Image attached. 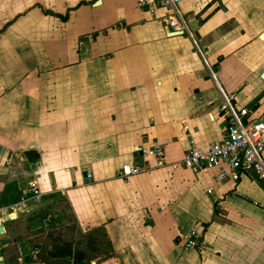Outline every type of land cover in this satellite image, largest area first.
Segmentation results:
<instances>
[{
  "label": "crops",
  "instance_id": "0c3cea01",
  "mask_svg": "<svg viewBox=\"0 0 264 264\" xmlns=\"http://www.w3.org/2000/svg\"><path fill=\"white\" fill-rule=\"evenodd\" d=\"M230 95L264 114V0H184L172 18L138 0H0V194L7 177L41 192L0 225L52 202L62 225L105 232L92 264H264V180L182 164L189 139H224ZM155 144L160 162L142 157ZM136 161L149 169L118 177ZM192 230L202 252L182 247Z\"/></svg>",
  "mask_w": 264,
  "mask_h": 264
},
{
  "label": "built area",
  "instance_id": "2783aa9c",
  "mask_svg": "<svg viewBox=\"0 0 264 264\" xmlns=\"http://www.w3.org/2000/svg\"><path fill=\"white\" fill-rule=\"evenodd\" d=\"M184 0H138V5L147 13L155 17L159 10L166 13L167 18H172L177 11L178 5ZM218 111L226 121L225 135L221 142L211 144L207 149L196 145L193 139H189L188 149L183 157L184 168L194 174L202 170L218 169L216 181H222L228 175H242L254 173L264 180V125L255 124L251 119L248 108H238L234 104V95L222 97ZM188 131V128H185ZM153 156L159 162L163 160L164 149L160 145H153L142 150V157ZM149 169L148 164L134 162L124 164L118 170L119 178H129ZM41 192L37 184L28 182L21 190L20 203L28 200H39ZM5 209L0 208V214ZM182 247L185 250L196 249L203 251L206 247L201 235L192 230L183 235Z\"/></svg>",
  "mask_w": 264,
  "mask_h": 264
},
{
  "label": "trees",
  "instance_id": "16d2710c",
  "mask_svg": "<svg viewBox=\"0 0 264 264\" xmlns=\"http://www.w3.org/2000/svg\"><path fill=\"white\" fill-rule=\"evenodd\" d=\"M4 182L0 208L13 206L21 198L18 181L7 177ZM57 213L50 202L29 214L6 220L5 242H0L3 264H92L96 258L110 253L112 248L102 228L82 233L75 220L65 225L60 221L53 223ZM47 217L50 219L44 226L31 227L33 221H45Z\"/></svg>",
  "mask_w": 264,
  "mask_h": 264
},
{
  "label": "rangeland",
  "instance_id": "374dc122",
  "mask_svg": "<svg viewBox=\"0 0 264 264\" xmlns=\"http://www.w3.org/2000/svg\"><path fill=\"white\" fill-rule=\"evenodd\" d=\"M60 211H62V212H60L59 214H57V216L54 217V219L52 220L53 223H56L58 221H61V222L62 221H65L64 216L67 215V214L64 215V213H66V209L62 208V209H60ZM4 222L5 221H2L3 225H4ZM0 242L1 243H4L5 242V234H0Z\"/></svg>",
  "mask_w": 264,
  "mask_h": 264
},
{
  "label": "water",
  "instance_id": "95a60500",
  "mask_svg": "<svg viewBox=\"0 0 264 264\" xmlns=\"http://www.w3.org/2000/svg\"><path fill=\"white\" fill-rule=\"evenodd\" d=\"M255 124L256 125H258V124L264 125V114L260 118L256 119ZM4 232H5L4 227L0 225V234H3ZM1 261H3L2 258H0V262Z\"/></svg>",
  "mask_w": 264,
  "mask_h": 264
}]
</instances>
